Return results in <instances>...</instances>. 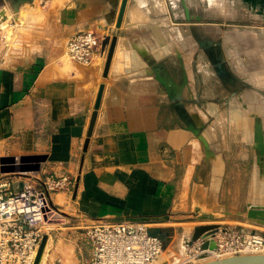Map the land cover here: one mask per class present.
I'll return each instance as SVG.
<instances>
[{"label": "crops", "instance_id": "0c3cea01", "mask_svg": "<svg viewBox=\"0 0 264 264\" xmlns=\"http://www.w3.org/2000/svg\"><path fill=\"white\" fill-rule=\"evenodd\" d=\"M121 1L24 8L27 33L0 48V179L73 178L50 194L61 264H89L85 227L98 221L145 223L191 264L200 223L264 205L245 193V174L264 172V0H126L117 23ZM84 30L100 45L79 64L66 44Z\"/></svg>", "mask_w": 264, "mask_h": 264}, {"label": "built area", "instance_id": "2783aa9c", "mask_svg": "<svg viewBox=\"0 0 264 264\" xmlns=\"http://www.w3.org/2000/svg\"><path fill=\"white\" fill-rule=\"evenodd\" d=\"M99 45L94 31H79L67 41L66 54L75 63L88 64ZM72 183L67 175L46 176L41 188L24 182L13 190L9 181L0 179V264H33L42 236L63 216L50 194L67 191ZM211 226L196 239L201 253L215 259L264 254V233L241 225ZM85 236L91 246L89 264H155L164 250L161 237L142 222H93L85 227Z\"/></svg>", "mask_w": 264, "mask_h": 264}, {"label": "rangeland", "instance_id": "374dc122", "mask_svg": "<svg viewBox=\"0 0 264 264\" xmlns=\"http://www.w3.org/2000/svg\"><path fill=\"white\" fill-rule=\"evenodd\" d=\"M1 1H3V0H0V2ZM48 1L49 0H42V1L41 0H33V1L27 2V3L30 7H33L34 9L40 11L46 5V3ZM22 4L20 5V8L17 11H15V6H12V8H11L9 5L7 6L8 9H6V10L3 9L1 11V13L3 15L0 16V48H4L5 44H8L9 46L18 47V44H16V43L18 42L20 36L25 34V32L27 33L26 29H23V27H24V24L26 23L27 19L30 16H28V17L26 16L27 17L26 20L23 19L24 22L18 21L22 17V16L20 17V15L23 14L22 12H25V9H23ZM20 9H22V10H20ZM18 13H19V15H18ZM3 16H4V18L2 20ZM11 22H13L15 24L14 27L11 26ZM262 163H264V162H262ZM245 193L247 194V196H248L247 198L249 200L260 201L259 202L260 204H264V172H253V173L250 172V173L245 174ZM261 206H264V205H261ZM242 213L243 214L240 216V218H242V219L238 220V221H230V222H224V223L212 222V223H200V224H206V225L225 224V225H234V226L235 225H241V226H245L247 228L255 229L257 231H260L261 233H264V221H260L258 219H254V218L247 216L248 214L245 213V211H243ZM244 216H246V219L243 218ZM60 218H61L60 222H58V223L56 222V224L52 225L53 229L49 232V235H47L49 240H50V234L53 235L52 234L53 232H55L56 230H59V229H57L59 226L66 225V223L63 222L64 217L62 216ZM189 241H190L188 243L189 246L187 245L185 247V249L183 250V252L185 254L187 253L186 257L189 258L188 259L189 262L197 263V262H202V261H206V260H212V257H213V259H215L211 253L207 254L206 251L201 253L197 247L194 248V251H192V252L187 251L186 249L192 250V248H193L192 244L194 243V246H195L197 240L196 239H193V240L189 239ZM50 245H51V240L49 241L46 256H45V259H44L42 264H61L62 263L61 261H59V262L57 261L59 259L55 260L56 257L54 255H50V251H51ZM165 251L166 250L164 249L163 250V254H164L163 259H165V260H163V262L162 261L159 262L161 255H163L161 253L159 259L156 261V262H159V264H178V263L179 264H187L188 263V262L185 263V261H184L185 256L182 258V256L179 255L178 259L177 258L174 259L173 255L171 256L170 253H165ZM156 262H155V264H156ZM63 264H66V263L63 261Z\"/></svg>", "mask_w": 264, "mask_h": 264}, {"label": "water", "instance_id": "95a60500", "mask_svg": "<svg viewBox=\"0 0 264 264\" xmlns=\"http://www.w3.org/2000/svg\"><path fill=\"white\" fill-rule=\"evenodd\" d=\"M25 1L31 2L33 0H12L13 6H15V9H17L18 6ZM125 3H126V0L121 1L117 23H119V21L121 19ZM114 44H115V38H112V41H111V44H110V47L108 50V54H107V59H106V64H105V69H104V75L106 74L107 68L109 66V62H110V59L112 56ZM102 87H103L102 85H100V87H99V91H98L95 106H94L95 111L92 114L89 129H88V134H87L88 136L91 133V128H92V125H93V122L95 119V115H96V109L98 108L99 101H100ZM258 146L260 147L261 152L264 151V142L259 141ZM247 214H248L247 216H249L251 218L258 219L260 221H264V206L250 205L249 208L247 209ZM211 227H212L211 225H205V226L198 228L193 239H197L201 234L205 233ZM47 240H48V236H47V234H44L41 238V241H40L36 256L34 258L33 264L39 263L40 258H41V254L43 252V249L46 245ZM207 246L208 245L206 243H204L202 245V248H206ZM211 246L212 245H210V247ZM157 259H159V257ZM192 264H264V254H235V255H230V256L223 257V258L206 260V261L192 263Z\"/></svg>", "mask_w": 264, "mask_h": 264}, {"label": "bare ground", "instance_id": "6f19581e", "mask_svg": "<svg viewBox=\"0 0 264 264\" xmlns=\"http://www.w3.org/2000/svg\"><path fill=\"white\" fill-rule=\"evenodd\" d=\"M27 2H29V1H25V2L23 3L24 5H23L22 3H21V4L23 5V9L25 8V9L28 10V12H31V11L33 10V8H31V7L28 5ZM21 4H20V5H21ZM20 5L18 6L17 9H15V11H17V10L19 9ZM31 9H32V10H31ZM20 10H22V9H20ZM20 10H19V11H20ZM30 10H31V11H30ZM35 10H36V9H35ZM33 11H34V10H33ZM21 12H22V11H21ZM19 13H20V12H19ZM19 13H18V15H19ZM22 13H23V14L20 15V17L22 16L21 19L19 18L20 20H18L19 22H21V21L24 22L23 19L26 20V18L28 17V15H26L27 13H26V14H25V12H22ZM23 15H24L25 17H24ZM26 16H27V17H26ZM18 17H19V16H18ZM28 19H29V18H28ZM6 20H7V19H6ZM4 21H5V20H4ZM5 22H6V21H5ZM3 23H4V22H3ZM18 24H19V23H18ZM18 26H19V25H18ZM18 28H19V27H18ZM20 31H21V30H20ZM183 240H184V239L182 238V241H183ZM49 241H50V240L48 239L47 242H46V245H45V247H44V249H43V252H42V254H41V258H40V261H39L38 264H42L43 261H44V259H45L46 252H47V249H48ZM187 241H189V239H187L186 242H187ZM186 242H185V243H186ZM66 248H67V247H66ZM69 253H70V250L67 249V255H68ZM165 253H166V251H165ZM162 254H163V252H162ZM207 254H209V253H207ZM67 255H66V256H67ZM210 255H211V254H210ZM158 257H160V255H159ZM165 257H166V256H165ZM163 258H164V254L161 255V257H160V259H159V262L165 260V259H163ZM212 259H213V257H212ZM157 260H158V259H157ZM157 260H156V261H157ZM159 262H157V263H159ZM178 264H179V263H178Z\"/></svg>", "mask_w": 264, "mask_h": 264}]
</instances>
